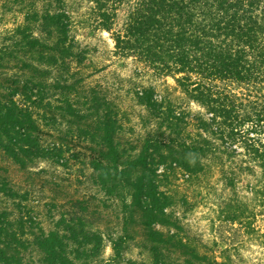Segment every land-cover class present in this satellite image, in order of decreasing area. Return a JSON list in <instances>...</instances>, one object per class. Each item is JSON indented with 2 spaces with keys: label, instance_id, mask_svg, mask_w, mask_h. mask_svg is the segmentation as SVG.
I'll use <instances>...</instances> for the list:
<instances>
[{
  "label": "trees",
  "instance_id": "1",
  "mask_svg": "<svg viewBox=\"0 0 264 264\" xmlns=\"http://www.w3.org/2000/svg\"><path fill=\"white\" fill-rule=\"evenodd\" d=\"M83 1V11L72 0L27 2L0 33V264H121L136 237L152 264H237L227 248L189 244L169 174L214 168L234 195L225 220L264 244V0ZM79 29L108 32L117 58L133 60L137 75L170 76L198 109L133 79L125 97L144 113L126 143L124 111L94 84ZM250 175L239 202L237 182ZM82 177L94 191L77 197ZM111 203L121 214L107 228L100 208Z\"/></svg>",
  "mask_w": 264,
  "mask_h": 264
},
{
  "label": "rangeland",
  "instance_id": "2",
  "mask_svg": "<svg viewBox=\"0 0 264 264\" xmlns=\"http://www.w3.org/2000/svg\"><path fill=\"white\" fill-rule=\"evenodd\" d=\"M33 1L35 2V0H23L19 5V2L15 0H0V33L6 28H12L20 21V12H15L23 8L22 4ZM72 2H75V6L80 7L81 10L84 7L82 4H86L83 0L82 2L81 0H72ZM4 4L12 7L15 11L5 12V7H2ZM125 15V7H123L118 11L113 25L114 30L122 27ZM81 18L79 16L77 19L82 20ZM76 35L84 45L87 44L90 50L88 54L92 63L89 68L95 70L93 77H91L94 84L100 85V87L109 91V96L117 101L119 105L121 104L120 114L124 111L121 122L125 130L120 134L124 137L126 143L130 142L131 139H136L141 133L138 125V114L139 112L144 113L143 109L141 110L135 105L132 95L125 97L126 91L131 88L133 79L138 80V82L143 80L145 84L154 85L159 94L167 95L176 106L186 107L190 111L198 109L194 102L187 100L179 91L170 76H156L153 73L149 77L148 74L137 75L135 72L136 64L133 60L117 58L113 54L114 43L108 32L95 30L92 34H86L84 30L79 29ZM102 66L104 68L98 69ZM122 101H124L123 104ZM5 166H8V164H5ZM38 166L47 168L49 172H53L58 178H67L68 176L64 174L65 170L53 168L46 161L38 162ZM181 176L183 174L180 170H174L169 174V188L175 193V212L180 217L183 234H185L189 244L199 246L201 250L210 254H213V252L219 254L220 250L227 248L237 264H264V244L261 243L257 234L249 233L239 223L232 224L225 220V206L234 199V195L224 185L216 170L212 168L209 172L193 176L189 180H184ZM73 183L71 194L77 197L92 194L94 191L91 183L83 177L82 179L73 180ZM255 183L256 175L241 176L237 182L235 199L239 202L248 199L245 190L246 185ZM1 206L3 205L0 204ZM100 209L105 219L104 222L108 226L107 228H111L114 224L113 219L121 214V208L117 204L111 203L109 207H101ZM253 222L257 226L260 224V218L257 217L256 221ZM101 228L104 230L106 227L101 223ZM140 241V237H136L129 242L121 264H124V261L128 259L141 264H152L150 253L139 246ZM110 254L111 248L107 244L102 256L107 258Z\"/></svg>",
  "mask_w": 264,
  "mask_h": 264
}]
</instances>
